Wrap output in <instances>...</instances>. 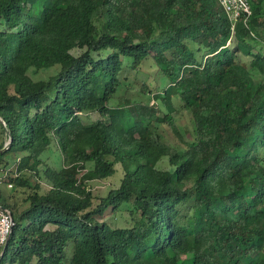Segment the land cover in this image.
<instances>
[{"label": "trees", "instance_id": "obj_1", "mask_svg": "<svg viewBox=\"0 0 264 264\" xmlns=\"http://www.w3.org/2000/svg\"><path fill=\"white\" fill-rule=\"evenodd\" d=\"M250 2L233 32L217 0H0V168L23 155L0 185L15 222L0 264H264V0ZM145 63L170 82L162 103L191 114L190 141L173 111L111 106L124 66ZM55 144L64 167L41 170ZM118 165L95 206L86 182Z\"/></svg>", "mask_w": 264, "mask_h": 264}, {"label": "rangeland", "instance_id": "obj_2", "mask_svg": "<svg viewBox=\"0 0 264 264\" xmlns=\"http://www.w3.org/2000/svg\"><path fill=\"white\" fill-rule=\"evenodd\" d=\"M78 52V51H77ZM76 52V53H77ZM59 71V68H52L46 69L41 71H36L31 69L29 75L35 81L39 80H47L50 76H53ZM122 86L116 96L115 99L111 101V106H127L132 101H139L143 103H150V105L154 104L155 107L160 109V115L164 113H170L171 108L165 106L162 103L161 97L163 96V91L170 86V82L161 77V75L157 72L151 63H145L142 65L139 71L133 70L130 66L125 65L124 70L121 74ZM148 88L149 91L145 95L143 90ZM177 107V106H176ZM175 107V109H176ZM173 117L175 122L180 130L181 138L185 141H190V135L193 129L192 117L191 114L187 111L179 110L173 113ZM98 115H92L91 119L85 117V122L90 123V121L96 120ZM161 131L165 136L166 143L171 146H178L181 145V139L175 135L170 130L161 127ZM0 138L5 139L6 135L2 133V128L0 126ZM0 139V143L2 140ZM18 157V158H17ZM23 155L11 156L7 155L6 160L9 163L8 169H16V163L14 162L17 159H20ZM17 158V159H16ZM43 165L40 167L41 170H44L45 166H49L54 168L55 170H60L64 167L63 157L60 153V150L55 144L51 147L48 151H46L42 155ZM87 171H91L93 169V164L88 163ZM159 169L169 170L171 166L169 165L168 159L164 158L162 161L157 163ZM116 174L108 179L105 180H92L86 182L88 188L93 193L95 197L94 205L96 206L100 202V198L106 197L110 190L116 189L120 186L121 180L123 178V171L120 165L117 166ZM14 170L9 174L10 177L14 176ZM42 192H46L50 188L49 182L46 180L44 176H42ZM5 192V197H9L13 190L8 189L6 186L3 187ZM18 196V194H17ZM130 205L122 206L120 212L116 213L115 215H108L106 221L114 228H124L130 226V216L129 210Z\"/></svg>", "mask_w": 264, "mask_h": 264}, {"label": "built area", "instance_id": "obj_3", "mask_svg": "<svg viewBox=\"0 0 264 264\" xmlns=\"http://www.w3.org/2000/svg\"><path fill=\"white\" fill-rule=\"evenodd\" d=\"M217 2L222 6L228 19L232 23L233 32L240 19L244 18L247 20L252 14L250 0H217ZM9 145L10 142H7L5 148H7ZM14 171L16 172V169ZM8 175L9 170H3L1 167L0 185L3 184V181H5V178L8 177ZM7 188L12 189L13 185L8 184ZM14 224L15 222L11 211L0 201V254L3 253L4 249L8 245Z\"/></svg>", "mask_w": 264, "mask_h": 264}]
</instances>
